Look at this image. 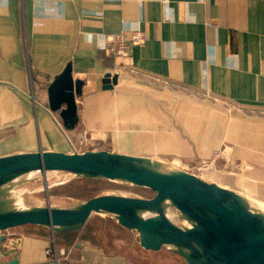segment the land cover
<instances>
[{
	"label": "crops",
	"instance_id": "crops-1",
	"mask_svg": "<svg viewBox=\"0 0 264 264\" xmlns=\"http://www.w3.org/2000/svg\"><path fill=\"white\" fill-rule=\"evenodd\" d=\"M137 31L147 41L130 48L132 73L107 56V39ZM69 65L84 83L74 129L49 106V87ZM108 73L118 75L113 90H104ZM166 85L264 113V0H0V158L108 151L183 166L216 158L225 182L216 184L264 205V123L256 121L264 119L184 124L126 91ZM92 219L80 229L90 237L72 245L62 235L57 246L49 228L5 231L11 253L0 263L183 264L171 251L144 250L116 221Z\"/></svg>",
	"mask_w": 264,
	"mask_h": 264
},
{
	"label": "water",
	"instance_id": "water-1",
	"mask_svg": "<svg viewBox=\"0 0 264 264\" xmlns=\"http://www.w3.org/2000/svg\"><path fill=\"white\" fill-rule=\"evenodd\" d=\"M118 75L104 76V90H113ZM82 81H74L72 67L50 85L49 106L58 113L66 129L78 123L76 98L82 95ZM160 163L108 151L84 153L38 152L0 158V188L12 179L30 173H67L78 178L125 182L155 193L152 199L99 196L74 209L50 205L28 210L0 212V234L10 229L37 226L54 233L76 231L93 215H111L117 223L137 233L140 246L151 252L167 249L186 264H264V210L215 183L186 173H162ZM171 203L191 222V227L174 225L165 214ZM155 213L144 218L143 213ZM0 236V253L8 256ZM3 264V263H0ZM10 264H17V261Z\"/></svg>",
	"mask_w": 264,
	"mask_h": 264
},
{
	"label": "rangeland",
	"instance_id": "rangeland-1",
	"mask_svg": "<svg viewBox=\"0 0 264 264\" xmlns=\"http://www.w3.org/2000/svg\"><path fill=\"white\" fill-rule=\"evenodd\" d=\"M137 83L140 82L137 81ZM137 89L141 90V92L137 91ZM126 91L139 105L144 104L147 106L152 104L157 106L164 113L168 114L170 119L173 121L176 119L184 124L193 123V118H200V120L204 119L206 121L210 120L221 124H227L228 122L226 121H229L231 118L248 120L247 118L258 117L264 119V113L244 111L232 103L217 100L207 95L190 94L184 89L172 85H166V89H159V92L156 93L132 86H127ZM256 121L264 123V120ZM80 149L82 151L87 150L84 147ZM202 161L190 166L175 164L172 161L159 162V171L162 173L186 172L208 183L216 184L218 182L224 186V172L217 171L216 168L214 170H205L206 168L201 167ZM155 162L158 161L156 160ZM77 179L79 178L73 175L59 172L38 173L36 177L29 180L22 176L16 177L0 188V212L35 209L47 207L48 205L55 208L74 209L89 199L99 196H123L138 199H152L155 197V193L149 189L137 187L125 182H111L108 180L101 181L98 184V190L96 192L79 193L80 195L75 198L66 197L64 195L65 193H63L64 190H60V188ZM246 198L264 210L263 204L250 197ZM167 206L172 214L170 221L172 219L171 222L174 225L184 229L191 227V222L184 219L182 214L171 203H167ZM92 217L93 221L104 218L117 222L111 215H93ZM163 251L170 253L167 249H163ZM180 259L178 260L180 263L186 264L181 257Z\"/></svg>",
	"mask_w": 264,
	"mask_h": 264
},
{
	"label": "built area",
	"instance_id": "built-area-1",
	"mask_svg": "<svg viewBox=\"0 0 264 264\" xmlns=\"http://www.w3.org/2000/svg\"><path fill=\"white\" fill-rule=\"evenodd\" d=\"M147 41L145 33L141 31H137L132 33L131 35L126 34H118L109 36L107 39V48L106 53L107 56L115 59L117 61V66L120 69L130 71L135 73L133 70L130 56V48L131 47H140L145 45ZM137 74V73H136ZM159 82V81H158ZM211 97V96H208ZM216 166V158L210 161L203 160L201 163V167L206 168L205 170H214ZM55 251L58 257H68V252L65 250Z\"/></svg>",
	"mask_w": 264,
	"mask_h": 264
},
{
	"label": "trees",
	"instance_id": "trees-1",
	"mask_svg": "<svg viewBox=\"0 0 264 264\" xmlns=\"http://www.w3.org/2000/svg\"><path fill=\"white\" fill-rule=\"evenodd\" d=\"M101 181H103V179L79 178L76 181L68 185H65L64 187H61L60 190H64L63 193H65L64 195H66V197L75 198L80 195L79 193L86 194V193L96 192L98 190V184ZM34 227H37V226H34ZM37 228L40 229V235L45 236L46 234H48L47 228H44V227H37ZM62 235L65 236L69 245H72L76 241V239L83 240V239L90 237V234L83 235L80 232V229L76 231L56 233L55 237H56L57 246H59V237H61Z\"/></svg>",
	"mask_w": 264,
	"mask_h": 264
},
{
	"label": "bare ground",
	"instance_id": "bare-ground-1",
	"mask_svg": "<svg viewBox=\"0 0 264 264\" xmlns=\"http://www.w3.org/2000/svg\"><path fill=\"white\" fill-rule=\"evenodd\" d=\"M166 164V163H165ZM182 169V168H181ZM179 170V169H178ZM166 173V172H165ZM169 173V172H168ZM40 174V173H39ZM38 175V173H30V174H26L22 177H24L25 179L29 180V179H32L34 177H36ZM165 214H166V217L170 220L171 218V211L168 209V206L167 204L165 205ZM155 213L151 212V213H143L142 216L146 219L148 218H152L154 217ZM178 219V218H177ZM172 221V219H171Z\"/></svg>",
	"mask_w": 264,
	"mask_h": 264
}]
</instances>
